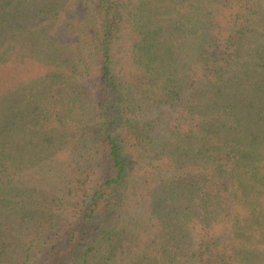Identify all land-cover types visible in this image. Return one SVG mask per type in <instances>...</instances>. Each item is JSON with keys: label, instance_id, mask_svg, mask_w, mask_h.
I'll return each instance as SVG.
<instances>
[{"label": "trees", "instance_id": "trees-1", "mask_svg": "<svg viewBox=\"0 0 264 264\" xmlns=\"http://www.w3.org/2000/svg\"><path fill=\"white\" fill-rule=\"evenodd\" d=\"M0 264H264V0H0Z\"/></svg>", "mask_w": 264, "mask_h": 264}]
</instances>
